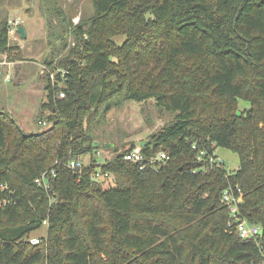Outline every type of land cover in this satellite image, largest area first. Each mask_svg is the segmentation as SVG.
Returning a JSON list of instances; mask_svg holds the SVG:
<instances>
[{
	"label": "trees",
	"instance_id": "1",
	"mask_svg": "<svg viewBox=\"0 0 264 264\" xmlns=\"http://www.w3.org/2000/svg\"><path fill=\"white\" fill-rule=\"evenodd\" d=\"M93 5L72 28L73 46L51 33L62 46L46 64L69 78L59 97L48 76L50 127L27 133L0 109V264H263L257 242L229 227L221 193L241 187L240 213L262 226L264 246V0ZM9 30L1 21L0 53L13 48ZM123 96L174 114L143 144L165 150L166 163L140 170L118 153L100 164L114 184L93 178L94 155L69 168L99 150L94 122ZM219 146L239 155L238 169L208 163ZM52 169L46 189L35 179ZM42 226L47 234L32 243Z\"/></svg>",
	"mask_w": 264,
	"mask_h": 264
},
{
	"label": "rangeland",
	"instance_id": "2",
	"mask_svg": "<svg viewBox=\"0 0 264 264\" xmlns=\"http://www.w3.org/2000/svg\"><path fill=\"white\" fill-rule=\"evenodd\" d=\"M93 13V0H0V22L8 20L13 30L9 33L12 50L0 53V109L10 113L27 133H37L51 125L47 118L50 110L42 114L41 106L47 97L48 73L52 70L46 61L62 46V40L51 35L52 31L59 30L73 46L77 41L73 26ZM63 17L68 20L67 25L62 22ZM20 25L27 31L26 38L18 32ZM62 54L59 52L58 56ZM9 74L12 79L8 81ZM239 105L244 109L248 102L240 101ZM173 117L171 111L158 106L153 98L135 101L120 97L94 122L92 137L101 142L99 150L80 158L85 165H90L94 155L96 162L103 164L132 143L143 146L154 133L169 125ZM40 119L48 123L41 124ZM107 142L114 143V147H104ZM215 152L224 160L227 171L238 169L240 159L236 152L220 146ZM114 183L113 180L111 184ZM35 234L46 235L47 227L42 226Z\"/></svg>",
	"mask_w": 264,
	"mask_h": 264
},
{
	"label": "built area",
	"instance_id": "3",
	"mask_svg": "<svg viewBox=\"0 0 264 264\" xmlns=\"http://www.w3.org/2000/svg\"><path fill=\"white\" fill-rule=\"evenodd\" d=\"M12 22V21H11ZM12 27H10L9 33H11ZM1 74V71H0ZM60 75V77H58ZM48 76L53 83V86H59L57 91V95L59 97L65 96V86L67 85L68 81V70L64 68L57 67L56 64L52 67V70L49 71ZM6 79L9 81L12 79L11 75H7ZM41 124H47L46 120L40 121ZM193 148H196V144H193ZM122 158L124 160L130 161L138 166L140 170H145L147 168L157 170L161 165L166 163L169 159V154L165 150H160L157 152L154 151H145L144 147L141 145H135L133 148L128 150L127 152L122 153ZM203 158V152L199 155V159ZM204 159V158H203ZM208 163L214 167H224V160L222 157L216 152L211 154L210 157L207 159ZM85 164L82 162L80 157L74 158L67 163V166L72 170L78 171ZM96 168L93 173L94 179H103V180H111L115 179V175L107 170H104L100 163L96 162ZM56 172L54 169L46 170L39 175L35 181L43 186L44 188L48 189L51 185V177L55 176ZM221 200L225 203L230 209V216L228 225L232 229L233 232H236L240 237L245 239H253L257 242V245L260 251L264 252V246L262 244V237H263V229L262 226L258 223L250 222L247 218L242 216L240 213V205L243 202V191L240 186H229L225 188L221 193ZM45 224L47 220L44 221ZM31 242L36 244L40 242L39 237H32ZM264 264V261L262 262Z\"/></svg>",
	"mask_w": 264,
	"mask_h": 264
},
{
	"label": "water",
	"instance_id": "4",
	"mask_svg": "<svg viewBox=\"0 0 264 264\" xmlns=\"http://www.w3.org/2000/svg\"><path fill=\"white\" fill-rule=\"evenodd\" d=\"M18 32H19V34H20V36L22 38H26L27 37V31H26V29H25V27L23 25H20L18 27ZM238 113L240 114V111ZM93 145H94V147H100L101 146V142L95 140L93 142ZM103 146L106 147V148H113L114 147V143L107 142Z\"/></svg>",
	"mask_w": 264,
	"mask_h": 264
}]
</instances>
